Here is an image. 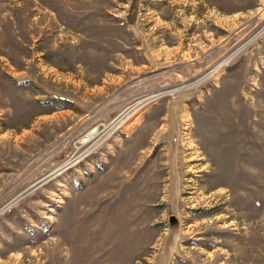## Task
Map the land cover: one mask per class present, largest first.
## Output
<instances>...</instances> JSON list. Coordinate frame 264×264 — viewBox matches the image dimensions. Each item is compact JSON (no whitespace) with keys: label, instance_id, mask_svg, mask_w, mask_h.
<instances>
[{"label":"rangeland","instance_id":"374dc122","mask_svg":"<svg viewBox=\"0 0 264 264\" xmlns=\"http://www.w3.org/2000/svg\"><path fill=\"white\" fill-rule=\"evenodd\" d=\"M0 264H264V0H0Z\"/></svg>","mask_w":264,"mask_h":264},{"label":"built area","instance_id":"2783aa9c","mask_svg":"<svg viewBox=\"0 0 264 264\" xmlns=\"http://www.w3.org/2000/svg\"><path fill=\"white\" fill-rule=\"evenodd\" d=\"M92 131H96V130H92ZM91 132V131H90ZM90 132H88V133H86V134H84V135H82L81 137H80V140H79V142H78V145H79V147L80 146H86V145H88L89 143H91L94 139H96L97 137H98V133L96 134V135H93L92 137L89 135V133Z\"/></svg>","mask_w":264,"mask_h":264},{"label":"bare ground","instance_id":"6f19581e","mask_svg":"<svg viewBox=\"0 0 264 264\" xmlns=\"http://www.w3.org/2000/svg\"><path fill=\"white\" fill-rule=\"evenodd\" d=\"M143 102H145V100H143ZM142 102V103H143ZM98 133V131L96 130V131H91L90 133H89V135L92 137L93 135H96Z\"/></svg>","mask_w":264,"mask_h":264}]
</instances>
